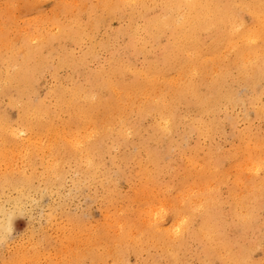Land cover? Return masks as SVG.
Here are the masks:
<instances>
[{"label":"bare ground","instance_id":"1","mask_svg":"<svg viewBox=\"0 0 264 264\" xmlns=\"http://www.w3.org/2000/svg\"><path fill=\"white\" fill-rule=\"evenodd\" d=\"M120 2L124 8L152 11L139 13L142 27L132 24L133 29L127 30L135 56L112 59L86 83L61 80L49 100L36 94L35 82L50 66L73 67L69 55L73 52L55 47L54 42L70 37L80 44L90 26L83 33L76 22L66 35L12 36L7 29L0 31V236L10 229L13 215L3 199L21 210L22 196H30L33 189L56 190L71 173L74 183L103 186L107 206L105 220L90 237L93 260L105 263L113 248L120 252L115 264H126V251L156 247L169 256L167 264H187L182 252L188 242L180 235L186 222L197 221L191 234L199 245L200 264H264V231L256 225L264 202V173L262 177L254 173L264 171V140L240 131L239 141L234 138L227 152L213 157L209 150L200 169H191L199 163L201 140L221 131L222 116L235 126L237 117L230 110L237 105L264 118V0ZM55 55L60 56L56 62ZM141 55L145 59L138 65L135 57ZM5 98L8 107L17 110V119L4 108ZM146 119L149 125L144 124ZM180 128L186 136L181 142L175 140ZM193 135L197 142L190 146L187 139ZM119 147L128 152L118 155L113 150ZM219 155L230 158L225 173L232 177L233 188L226 200L219 197L214 183L218 180L220 185ZM178 159L188 169L173 166ZM131 167L135 171L128 181L144 178L159 184L160 193L154 188L149 200H159L161 211L133 208L135 196H117L118 177L129 174ZM166 168L168 180L161 178ZM243 177L251 187H243L242 193L235 183ZM131 187L136 195L143 194ZM165 211L171 216L170 225L158 219L157 214ZM111 230L119 232L116 238ZM97 243L106 251L98 250ZM258 248L262 256L254 259Z\"/></svg>","mask_w":264,"mask_h":264},{"label":"rangeland","instance_id":"2","mask_svg":"<svg viewBox=\"0 0 264 264\" xmlns=\"http://www.w3.org/2000/svg\"><path fill=\"white\" fill-rule=\"evenodd\" d=\"M145 3L148 4L147 2ZM119 4H121L120 0H78V2L76 0H0V31H6L7 29L9 31L8 33L12 36H20V34L27 33L30 35L32 33V36H35L38 33L66 35L69 34L72 28H74L76 22H80L77 30L80 29L83 33H86V27L90 26V30H88L90 34L86 35L84 41L80 42V44L71 40L72 38L70 37H66L62 42H54L55 47L62 46V48H66L73 52L74 55L69 54L73 57V60L71 61L73 67L63 66L58 67L55 70L51 69L52 66H50L44 75L35 82L37 89L36 94L39 95L40 98L49 100V98L53 97V94L56 92L55 89L60 84L61 80L69 82L72 79L77 83H86L87 77H94L97 69L109 67L115 59L120 57L123 59L133 57L134 54L132 48L128 44L129 35L127 34V30L133 29L132 24L142 27L143 25L141 23L144 21V18L139 13L151 10L144 9V7H142L143 9L141 10H134L132 8H124L122 4ZM102 8L103 10H101ZM56 16H59V18H55ZM102 17H104V19ZM249 18L251 19V17ZM135 20L138 21V23L135 22ZM51 27L53 29H51ZM38 30L40 31L38 32ZM165 41L166 39H164L163 43H165ZM34 43H36L35 40ZM55 57L54 61L56 62L60 56L55 55ZM135 59H137L136 61L139 65L145 58L141 55L136 56ZM246 91L248 90L246 89ZM3 106L7 109L9 115L13 119H17L18 112L16 109L13 110L14 108L8 107L7 98L4 99ZM250 109L251 108L248 109L245 105H237L233 111L230 110V112H233L237 117L235 126L231 124L229 119H225V117L222 116L223 129L221 128V131L212 137L203 138L201 140L204 148L197 153L199 163L196 167H191V169H200L203 158L209 150H211L213 157H218L219 153L227 152V150L231 148L234 140L238 138L237 133L240 131L243 132V130H247L252 136L255 135L254 138L260 137L264 140V118L257 116L256 113ZM243 114L246 115L247 118ZM246 119H250V122L246 121ZM149 123V119L144 120L145 125H149ZM234 131H236L235 134ZM196 139V135L187 139L190 141L188 142L189 145L193 146L194 143L197 142ZM175 140L179 142L186 140L185 133L181 128L175 133ZM113 151L118 155H121L128 152V148L119 147ZM163 155V158L165 159L168 157L167 153ZM219 156L221 158L220 162L222 161L219 165L221 168L218 167L220 169V185L217 184L218 180H214V183H216L215 185L219 197L226 200L230 195V190L233 188L232 177L228 178V175L225 173L226 169L229 167L230 158H227L225 155ZM172 165L177 169L181 168L180 170L188 169L187 166L182 164L180 159L173 162ZM128 171H130V173L123 178L118 177V189L115 191L117 196H119L120 193L122 196L131 195L136 198L139 197L137 201L136 198L132 200L133 208L139 205L145 212H148L152 207L155 210H153L154 212L161 211L163 205L159 200L154 202L149 200L150 193H152L154 188L160 193L161 188L159 184H154L152 181L145 180L144 178H136L132 181H128V177L132 174L131 171H135V167H131ZM165 171H168V169H164L161 178L168 180V178L170 179V175ZM231 171L234 173L235 169H232ZM254 173L262 177L264 171L258 170V173L257 171ZM243 179V181L235 183V187L242 193L244 192L242 190L243 187L246 189L251 187L249 186L247 188L248 185L244 184L248 177H243ZM64 182L65 183L59 186L56 190H45L40 192L33 189V193L30 196H22L20 198L22 206L21 210L18 209L15 203L11 200H2L5 207L10 210V212H13V215L11 218L10 229L8 231L4 229V231L7 232L0 236V264H11L10 261L13 259L15 260L12 264H115L120 254L119 251L112 248V252L104 261L105 263H102L97 259H92L95 253L93 249L94 246L92 248L89 246L90 237L93 232L92 230L96 225H99L105 220L104 212L107 203L103 196V186L97 182L92 188L84 183H74L71 173L66 174ZM132 185L139 188L138 190H142L143 194H140L139 196L136 195V191L134 192L131 187ZM163 189H165V187ZM195 189L198 190L197 187ZM145 191L146 193H144ZM144 194L145 198L147 197L148 199L143 198ZM263 205L264 202L260 205L262 208L258 212L256 225H260L264 231ZM157 215L162 224L170 225L172 223L171 216H169L170 214L168 212L166 213L165 211L164 213H158ZM159 216L162 217L159 218ZM192 222L195 223L192 224ZM133 223H138V220L133 219ZM196 226L197 221L186 222L184 224V230L180 235H183L184 239L188 242V248L182 252L183 258L188 262L187 264L201 263V259L197 256L199 245L191 234ZM117 233L119 234V232L114 230L110 231L113 238L118 236ZM96 248L100 251H106V249L99 243H97ZM124 253L125 250L121 253V256ZM126 253L128 254L125 259V262H127L126 264H167V262H171L169 256L156 247H146L139 252L130 250L126 251ZM253 253L254 259H258L262 256L261 248L256 249ZM90 254L91 256H89Z\"/></svg>","mask_w":264,"mask_h":264}]
</instances>
